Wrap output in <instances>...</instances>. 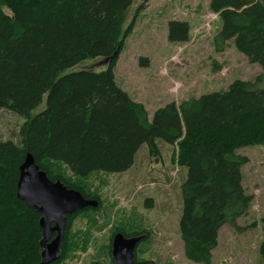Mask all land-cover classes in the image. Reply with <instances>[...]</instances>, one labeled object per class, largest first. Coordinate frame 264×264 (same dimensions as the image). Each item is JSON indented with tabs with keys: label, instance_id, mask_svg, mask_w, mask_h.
Masks as SVG:
<instances>
[{
	"label": "trees",
	"instance_id": "16d2710c",
	"mask_svg": "<svg viewBox=\"0 0 264 264\" xmlns=\"http://www.w3.org/2000/svg\"><path fill=\"white\" fill-rule=\"evenodd\" d=\"M133 2L0 0V110L26 118L18 142L0 141V264L40 261L39 216L16 198L26 154L51 181L98 200L54 174L50 165L68 168L78 179L95 172L120 174L133 166L142 145L153 155L157 142L177 145L178 164L186 169L178 231L184 255L194 264H210L220 229L226 224L236 228L235 221L247 213L251 196L242 186L241 168L248 160L237 150L264 146V90L234 81L226 91L169 103L149 120L144 106L116 85L113 74L134 25L122 31ZM209 9L222 22L214 38L217 50L233 40L264 76V0H209ZM188 37V23H168L170 43ZM88 59L106 60V71L61 77ZM140 65L146 66L145 59ZM45 95V109L30 118ZM87 211L96 212L87 209L67 218L64 242L72 219ZM261 226L264 233V217ZM259 256L264 264V238ZM63 258L61 252L53 264Z\"/></svg>",
	"mask_w": 264,
	"mask_h": 264
},
{
	"label": "rangeland",
	"instance_id": "374dc122",
	"mask_svg": "<svg viewBox=\"0 0 264 264\" xmlns=\"http://www.w3.org/2000/svg\"><path fill=\"white\" fill-rule=\"evenodd\" d=\"M144 8L138 11L139 7ZM171 21L186 22L189 37L183 43H170L167 26ZM134 22L123 40V48L113 69L116 85L130 99L140 103L148 118L169 103L223 92L234 81L248 82L264 90L259 65L239 53L233 40L218 51L214 38L222 28L218 14L209 9V0H134L122 31ZM145 59L146 66L140 65ZM104 59H88L66 70V74L89 70L106 71ZM46 107V95L29 114L34 118ZM25 117L0 110V141L18 142ZM158 152L149 153L142 145L133 166L124 173L95 172L78 179L68 168L51 164L54 174L77 185L87 195L97 197L96 212L76 215L63 243L64 258L58 264H114L111 238L115 230L141 231L146 239L135 252L138 262L152 264H194L184 255L178 221L182 200L180 187L186 169L178 164L177 145L157 142ZM247 158L241 168L242 186L251 196L247 213L235 221L236 228L224 225L212 251L210 264H259V247L264 233V146L237 150Z\"/></svg>",
	"mask_w": 264,
	"mask_h": 264
},
{
	"label": "water",
	"instance_id": "95a60500",
	"mask_svg": "<svg viewBox=\"0 0 264 264\" xmlns=\"http://www.w3.org/2000/svg\"><path fill=\"white\" fill-rule=\"evenodd\" d=\"M16 198L39 216L41 251L38 264H53L60 259L69 216L99 207L97 200L85 198L81 192L68 189L60 181H51L30 154H26L19 167ZM145 239L146 235L125 237L120 232L115 233L111 238L114 264H152L136 262V248Z\"/></svg>",
	"mask_w": 264,
	"mask_h": 264
}]
</instances>
